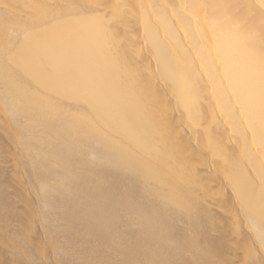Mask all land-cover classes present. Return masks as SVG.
Wrapping results in <instances>:
<instances>
[{
    "label": "bare ground",
    "instance_id": "1",
    "mask_svg": "<svg viewBox=\"0 0 264 264\" xmlns=\"http://www.w3.org/2000/svg\"><path fill=\"white\" fill-rule=\"evenodd\" d=\"M0 250L264 264V0H0Z\"/></svg>",
    "mask_w": 264,
    "mask_h": 264
},
{
    "label": "rangeland",
    "instance_id": "2",
    "mask_svg": "<svg viewBox=\"0 0 264 264\" xmlns=\"http://www.w3.org/2000/svg\"><path fill=\"white\" fill-rule=\"evenodd\" d=\"M211 176V175H210ZM213 176V175H212ZM26 184V183H25ZM135 198V197H134ZM34 207V204L33 203H31L30 205H29V207L28 208H23V209H21L20 210V208L18 209V210H20V211H18V213L20 212L21 214H19V215H21L22 217H24L25 216V214H27V213H29V211L32 209ZM211 208H212V205L210 206ZM214 207V206H213ZM213 209V211H215V214L216 213H219V214H217L216 215V217H218V220H220L221 218L220 217H222L223 215H220L221 213H220V208H218V207H214V208H212ZM134 219V220H133ZM135 220H136V215L134 214V213H131V214H128L127 216H124V218H122V219H120L119 220V238H121L122 236H124L125 234H131L132 233V231L134 232L135 230H136V226H135ZM246 232V230L245 229H243L241 232H239L238 234L237 233H232L231 235H229V238H226V239H221L220 238V235H219V233L217 232H215V233H212V235L213 236H216L217 237V239H216V241H215V245H217L216 247H221V248H224V250L226 251V252H229L231 249L229 248V245H231L234 241H235V238L236 237H238V236H240V235H242V234H244ZM118 235V234H117ZM219 235V236H218ZM44 239H43V237H40L37 241H38V244H37V247L36 248H34V250H33V252L35 253V254H38V250H40V248H41V244H43V246H45L46 245V247H47V244L45 243V242H42ZM13 241V240H12ZM12 241H8L7 242V245H8V243H10V244H12V245H10L8 248H10L11 246V248H13V246H14V248L18 245V242H15V241H13V242H15V243H13ZM38 245L40 246V247H38ZM8 248L6 249L5 248V251L6 250H8ZM2 250V249H1ZM0 250V251H1ZM3 250H4V248H3ZM3 254L4 253H6V252H4V251H1ZM8 253V252H7ZM236 253V252H235ZM15 256H17V254H15ZM18 256H19V254H18ZM15 257V259H14V257L13 256H11L9 253L8 254H5V255H2V256H0V264H10V263H12V262H14L15 264L16 263H20V261H21V263L20 264H26L25 263V261H22L20 258H22L21 256H20V258L19 257ZM229 256H231L230 258H231V260H232V262L234 263V264H238V259H239V256H240V253H239V251H238V253H236V256H237V258H236V256H235V254L233 255L234 257H232V255H229ZM33 257V256H32ZM38 257V258H37ZM42 257H43V259H42ZM42 257H40V256H36L34 259L32 258V260H33V262L31 263V262H27V264H58V262H59V258H57V256H55V258H56V260H53L52 259V257L53 256H48V254L47 255H44V256H42ZM14 259V260H13ZM42 261H41V260ZM51 259V260H50ZM233 259H234V261H233ZM16 260V261H15ZM18 260V261H17ZM58 260V261H57ZM11 261V262H10ZM30 261V260H29ZM35 261V262H34ZM56 261V262H55ZM72 263V262H71ZM225 264H227V263H225Z\"/></svg>",
    "mask_w": 264,
    "mask_h": 264
}]
</instances>
